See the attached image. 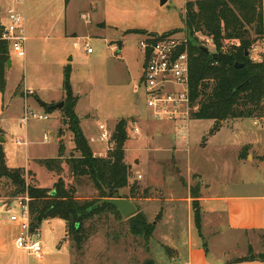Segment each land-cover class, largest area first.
<instances>
[{
  "label": "rangeland",
  "instance_id": "obj_1",
  "mask_svg": "<svg viewBox=\"0 0 264 264\" xmlns=\"http://www.w3.org/2000/svg\"><path fill=\"white\" fill-rule=\"evenodd\" d=\"M4 2H6L2 5L4 10L10 5L21 11L25 16L29 35L35 37L28 41L27 57H19L10 50V55L15 60V67L7 74V99L15 87L17 88L14 94L23 93L24 79L30 86L37 89V93L41 96L56 94L63 90L64 71L70 65L72 88L80 99L78 108L80 122L81 125L83 123V127L86 126L89 137L99 133L98 126H94V121L97 119L105 124L112 122V126H107L112 135L115 128L113 122L118 119L133 116L144 122L152 118L144 85L136 79L141 73L143 58H145L140 41L146 36L145 31L160 33L175 31L181 35H189L185 26L187 0H168L165 5H161L159 0H22L20 2L0 0V4ZM83 14H88V18H83ZM102 22H105L106 26H102ZM196 36L211 51H216L210 36L201 32H198ZM86 40H89L93 49L92 53L86 50ZM77 42L81 44L80 47L76 45ZM114 44L120 48L113 49ZM224 44L228 46L229 42L224 41ZM263 49L262 40H259L252 50L254 60L264 59ZM135 84L136 92L133 90ZM64 106L65 102L62 107L56 109L57 116L61 120L59 134L62 135H66L65 131L71 134L68 125L64 123L65 115L62 111ZM16 109L18 111L19 107ZM30 109L38 114L47 115L49 119L31 117L27 123H18L14 129H10L11 134L3 137L7 141L3 142L4 149L0 142V151H4L7 165L13 168L26 167L29 163L28 156L44 158L57 156L56 138L50 136L48 142H45L44 136L55 114L40 108L36 101L30 105ZM25 111L22 110V114ZM86 114H88L87 117ZM244 119H246L245 124L254 126L251 118ZM27 124L31 141L29 147L17 143L18 135L25 139ZM133 125L132 121L128 120L129 140L125 145V159H127V153L131 155L128 158L130 160L129 184H136L140 188L136 194L135 203L144 213L146 221L152 225L154 220L160 221L163 217L165 197L183 193L180 182L181 172L168 163L167 159L171 161L172 156L168 150L169 142L166 140L156 142V146L160 149L154 157H158L162 162L159 164L156 159L148 161L151 147L146 141L139 140L141 133H133ZM135 125L141 126L140 123ZM89 127L90 130H88ZM188 127L189 138L186 141L190 142V146L202 156L203 164L207 167L204 175L208 178L224 176L225 166L230 163V159L225 152L219 151L216 147L220 134L214 136L215 125H211L210 120L191 119ZM180 129L181 133L177 135V138L181 141L182 135L186 134V127L181 125ZM222 134L223 137L227 136L226 126ZM111 135L108 141L105 140L108 145L111 144ZM67 138L63 140L64 145L67 146L64 158L80 156V152L72 149V145L75 144L74 139ZM205 138H207L206 142ZM105 141L92 142V146L98 152H105L108 147ZM204 142L207 144L205 145ZM150 145L154 151L155 144ZM106 153L108 155V149ZM134 158H136L135 161ZM181 160L179 164L183 170L185 165L181 164ZM30 165L36 173H33L34 171L25 173L27 184L36 185L38 179L41 187L49 188L61 177L68 188H75V195L80 199H100V193L92 180L88 176H73L66 159H63V169L59 173L50 171L37 162L34 163L32 159H30ZM245 170L244 176L248 177L247 169ZM147 182H154L157 186L156 189L148 188L146 193L153 200L157 198L154 202L140 197L147 187ZM9 184V180L0 181V198L11 201V197L6 196L10 190ZM192 188L195 192V186ZM155 202L156 205H154ZM13 204L15 208L18 207L16 201ZM96 224V232L87 240L82 250H78L74 242L67 238L73 264H151V261L157 264H173L172 248L175 245L182 248L183 242L186 241V234L183 233V236L173 238V241L166 240L161 235L163 234L161 226L154 229L151 237L136 234L127 217L110 213L104 214L96 221ZM44 226L42 237L46 240L47 225ZM164 231L167 230L164 229ZM216 231L219 236L210 235L205 238L212 251L217 246L233 248L235 250L230 254L233 256L247 251L249 243L251 244L250 240H245L244 236L238 233L230 231L223 233L220 229ZM175 233L178 232L175 231ZM254 235L255 244L258 246L261 242L260 237L258 233ZM216 242L218 245H215ZM47 243L52 244L49 238Z\"/></svg>",
  "mask_w": 264,
  "mask_h": 264
},
{
  "label": "crops",
  "instance_id": "obj_2",
  "mask_svg": "<svg viewBox=\"0 0 264 264\" xmlns=\"http://www.w3.org/2000/svg\"><path fill=\"white\" fill-rule=\"evenodd\" d=\"M4 4H6V2L0 4V15L3 20L6 21L5 12L10 5L4 10L2 7ZM82 16L83 18H88V14H83ZM102 23V26H106L105 22ZM25 26L28 41L32 37L34 39L35 37L33 35H29L26 19ZM262 44L264 47V38L262 39ZM76 45L80 47L81 44L77 42ZM112 48L117 50L120 46L114 44ZM27 56L28 46L26 57ZM10 59L11 66L7 67L6 75L15 67L14 58L11 57ZM24 61L26 62V58ZM144 68L145 58H143L141 73L136 78L140 80V83L143 79ZM23 81V93L20 95L14 94L17 87H15V89L13 88L14 90L8 99L6 98V90L5 93L0 91V142L2 143V147L4 149L3 142L7 141V139L3 137H7L8 134H11V128L14 129L18 123H27L28 120L23 121L25 112L22 114V110L24 111L26 108L30 109V105L36 101L39 107L45 111H47L45 108L46 105L50 106L52 111L49 113L55 114L54 120L49 124L48 133L45 131L44 136L45 142H48L50 136L56 138L57 156L55 158H57L60 153V144L64 145L63 140L66 137L73 138V133L70 130L71 134H68L67 131H65L66 135L59 134L61 120L57 116L58 110H56L57 108H55V106L61 102H65V90L63 86L64 81L62 84L63 90L58 91L54 95L47 96L39 95L37 93V89L30 86L27 83V80L24 79ZM133 90L134 92L137 91L136 84L134 85ZM76 96L78 97V102L75 107V111L80 119L78 114L80 99L78 95ZM41 101L45 102L44 106L40 104ZM18 107L20 110H18L19 115L17 114L18 111L16 109ZM85 116L87 117L88 114ZM123 119L132 121L134 124L133 133H141L139 140L146 141V143L151 147L148 154V161L156 159L157 163L160 164L162 162L158 159V157H154L157 156L160 149L159 146H156V142H158V140H166L169 142L168 150L172 156L170 158L171 161L167 159L168 163L171 167L176 168L179 172H181L180 182L183 187V193L178 196L171 195L165 197L163 217H161L160 221H153L155 230L160 226L163 228V234L161 235L165 237L166 240L168 239L173 241V238H180L183 236L182 233L186 234V241L183 242V247L181 248L175 245V247L171 250L172 263L264 264V262L257 259H240L248 255L250 248H253L255 252L264 251V116L259 119L251 118L254 126H248L245 124L246 119H229L221 121L220 124H217V120H210L211 125H215L214 136L216 137L220 134V140H218L216 147L219 151L227 154V158L230 159V163H227L225 166L224 176H212L209 178L204 175L207 171V167L203 164V160L201 159L202 156L190 146V142L186 141L189 138V121L184 123L181 121L156 120L149 118L143 122L139 118H135L133 116ZM120 120L121 119H118L113 122V125L116 127ZM86 121H88L87 118ZM94 123L95 127L98 126L99 133L91 135V137H89V134L86 131V126L83 127V123L81 125V122L80 125L85 137L90 143L91 149L95 153V156L106 157L107 149L109 151L112 148V144L109 143L110 145H108V142L101 140V134L103 132L101 126L103 125L105 129L111 133L107 126H112V122L105 124L97 119ZM136 123H140L141 126L135 125ZM181 125L186 127V134L182 135V140L180 141L177 138V135H180L181 133ZM27 126L28 124L25 125V139H23L21 135H18L19 137L17 139V143L29 147L31 145V141ZM225 126L227 136L223 137L222 131ZM136 128H138L137 132L135 131ZM88 130H90V127ZM91 133L94 134L93 132ZM214 136H212V138H215ZM96 141L106 142L108 147L105 152H98L95 148H93L92 142ZM150 144H155L154 151L152 150L153 147ZM206 144L207 143H205V145ZM66 147L67 146L64 145L63 159L70 158L69 156L64 158L66 157ZM72 149H75V144L72 145ZM129 150L130 148L126 151L129 152ZM130 156L127 153V159H125V161H127L128 164H130V160H128ZM30 159H32L34 163H39L38 160L45 158L28 156L29 163L26 167H24L27 173L34 171L30 165ZM135 160L136 158H134V161ZM140 160L141 163V157ZM180 160L181 164L185 165L183 170L180 168ZM245 168L249 174L248 177L244 176L246 171ZM33 173L36 172L34 171ZM141 178H143V176ZM55 183L49 188H53ZM36 185L41 187L38 179L36 180ZM193 186H195L196 192H193ZM146 188L156 189L157 186L154 182H147ZM120 193L124 198H127L134 203L137 201L136 197L131 196L130 187L120 189ZM15 198H11V201L0 198V264H73L72 256L70 254V243L66 239L67 223L65 220L60 218L45 219L41 222L40 226L36 228V230L40 233V239L43 246L42 252L39 256L29 253L26 249L17 246L20 226L17 222L11 221L10 219L12 214L18 212V210L20 211L18 203V207L15 208V206H13L14 201H16ZM144 199L152 202L157 200V198L156 200H153L150 196ZM156 204L157 203L155 202L154 205ZM197 213L199 214L200 223H198L196 219ZM44 225H47L46 229L48 232L46 240L42 237V230L45 228ZM164 229L167 231H164ZM216 229H220L223 233L230 231L232 233L243 235L245 240L247 239L251 241V244L249 243L247 251L240 252V254L233 256H230V254L235 250L233 248L230 249L217 246L215 247V250L212 251L210 249L209 242L205 241V238H208L210 235L216 237L219 236ZM175 231L178 233H175ZM179 231L181 232L179 233ZM256 233H258L261 241L258 246L255 244L254 234ZM48 238L49 241L52 242L50 245L47 243ZM215 245H218V243L216 242ZM154 264H157V262Z\"/></svg>",
  "mask_w": 264,
  "mask_h": 264
},
{
  "label": "trees",
  "instance_id": "obj_3",
  "mask_svg": "<svg viewBox=\"0 0 264 264\" xmlns=\"http://www.w3.org/2000/svg\"><path fill=\"white\" fill-rule=\"evenodd\" d=\"M185 26L189 34L191 119L224 121L262 118L264 59L254 60L252 50L254 45L264 38V0H187ZM174 32L169 31L164 34ZM198 32L210 36L216 50L231 54L234 62L243 65L236 67L215 60L210 53L198 47V43L203 44L196 36ZM144 33L148 34L147 31ZM224 41H228L229 45L226 46ZM10 58L9 43L0 40L2 93H5L7 87L6 69ZM71 73L72 69L69 65L64 71V123L73 133L75 150L80 152V156L67 158L66 162L73 176H88L92 180L100 193V199H80L75 195V188L66 187L61 177L53 188L27 184L25 168L8 166L4 151H0V181L2 179L10 181L8 188L10 190L6 195L8 197L15 198L28 194L33 229L38 228L45 219H63L67 223L66 239L70 238L76 248L82 250L87 240L96 232V221L99 218L106 213L123 216L113 204L99 203L106 197L107 190L130 187L131 196L137 197L140 188L136 184H129L130 166L125 161V145L129 140L128 120L121 119L116 125L110 141L112 148L108 155L95 156L75 111L78 97L73 92ZM45 108L48 112L52 111L48 105ZM206 140L207 138L204 139L205 142ZM63 153L64 145L60 144L59 157L45 158L38 162L50 171L59 173L63 169ZM147 191L146 188L140 197L148 198ZM128 219L136 234L152 236L155 225L146 221L140 209ZM196 219L200 223L198 213ZM240 259H257L264 262V251L255 252L250 248L248 255ZM150 263L154 264L152 261Z\"/></svg>",
  "mask_w": 264,
  "mask_h": 264
},
{
  "label": "built area",
  "instance_id": "obj_4",
  "mask_svg": "<svg viewBox=\"0 0 264 264\" xmlns=\"http://www.w3.org/2000/svg\"><path fill=\"white\" fill-rule=\"evenodd\" d=\"M20 2L22 0H14ZM0 40L7 41L9 48L19 57H26L28 36L25 16L13 6L6 11V21L0 15ZM88 53L93 49L89 40L85 41ZM145 57L142 83L147 95L150 115L156 120L181 121L191 120L192 106L189 96L190 52L189 36L177 32L170 34H146L140 41ZM49 119L47 115L38 114L26 108L23 121L29 118ZM101 140L109 139V133L102 125ZM138 131V128L135 129ZM112 137V135H111ZM94 140V139H93ZM140 177H142L140 175ZM20 211L11 215V221L20 226L17 246L29 253L40 255L43 249L40 233L32 228L29 208V196L15 198Z\"/></svg>",
  "mask_w": 264,
  "mask_h": 264
},
{
  "label": "water",
  "instance_id": "obj_5",
  "mask_svg": "<svg viewBox=\"0 0 264 264\" xmlns=\"http://www.w3.org/2000/svg\"><path fill=\"white\" fill-rule=\"evenodd\" d=\"M159 1L161 5H165L168 2V0H159ZM197 45L199 48H201L205 52L210 53L212 57L217 61L223 62L224 64H228V65H235L236 67H240L243 65L242 63L234 62L232 55L223 50L211 51L207 46L201 43H198ZM248 53L249 52L247 51V54ZM10 66H11V59H9L7 62V67H10ZM40 104L44 106L45 102L41 101ZM63 104L64 102H61L57 104L55 108L62 107ZM220 123H221V120H217V124H220ZM99 203L100 204H104V203L113 204L120 210L122 215L127 218L135 215L138 212V208L136 204L133 201L128 200L127 198H124L123 195L120 193V189H108L106 197L103 200H101Z\"/></svg>",
  "mask_w": 264,
  "mask_h": 264
}]
</instances>
